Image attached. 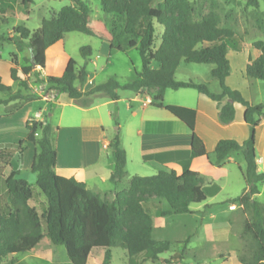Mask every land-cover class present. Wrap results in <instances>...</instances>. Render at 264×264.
Listing matches in <instances>:
<instances>
[{"label": "trees", "instance_id": "1", "mask_svg": "<svg viewBox=\"0 0 264 264\" xmlns=\"http://www.w3.org/2000/svg\"><path fill=\"white\" fill-rule=\"evenodd\" d=\"M15 1L0 0V5L12 10ZM99 1L102 11L112 16V23L115 21L111 30L103 22L91 19L90 9L82 0H72L73 5L64 6L52 18L42 20L34 31L22 26L14 29L15 39L8 40L19 52L27 47L37 69L33 70L31 58L19 68L12 60L9 75L17 89L14 92L0 78V95L4 97L0 103L14 102V109H17L26 102L35 101L38 97L30 95L31 76L43 84L44 95L53 99L65 95L82 108L91 106L98 96L115 102L120 91L146 92L151 96V106L165 110L189 130L188 161L182 170H160L148 177L133 176L126 190L116 192L113 200H107L87 189L83 182L55 173L54 133L57 127L47 118L44 124L27 122L26 137L16 147L21 148L26 142L37 146L30 171L36 174L34 187L44 196L45 203L44 206L40 203L42 210L38 213L29 205V201L37 198L34 187L21 178L18 171H11L6 176L5 191L0 195V263L6 256L31 251L44 237L52 245L64 248L67 264H87L93 249L104 250L101 264H110L112 248L126 252L129 264H137L135 257L139 255L144 261L158 260L159 255L169 249L170 242L154 238L147 199L155 198L158 204L166 203L167 209L159 210L161 217L188 213L189 205L206 200L198 172L187 168L192 159H208L205 146L194 130L195 110L163 104L166 90L192 89L217 103L218 120L223 125L234 120V103L244 107L243 121L249 128L248 138L241 143L233 139L220 140L210 163L220 167L229 155H241L245 163L241 172L245 187L242 194L230 202L251 212L250 218L243 223V233L249 234L255 243L252 262L243 264H264V205L253 199L258 194L257 184L264 180V174L256 169L254 149L255 130L264 113V103L251 105L239 91L225 83L230 73L227 53L229 50L242 52V36L222 26L216 12L209 11L197 19L188 0ZM32 2L21 0V5L27 7ZM246 4L257 7L258 1L247 0ZM4 12L5 9L0 8V13ZM156 26L162 28L158 45ZM258 27L264 33V19L259 21ZM71 32L94 37L105 43L109 50L136 49L141 59V72L135 73L134 78L125 84L111 77L103 84L82 91L91 49L81 47L79 55L84 60L83 66L76 68V62L70 58L60 77L41 78L46 51ZM252 47L260 54L246 65L245 76L248 80L264 81V41H255ZM181 62L211 65L210 77L218 82L220 91L211 92L203 82L177 81L175 71ZM152 63L158 64V68H152ZM109 148L113 159L109 181L118 184L126 176V153L118 134L109 142ZM10 157V149H0V167Z\"/></svg>", "mask_w": 264, "mask_h": 264}, {"label": "rangeland", "instance_id": "2", "mask_svg": "<svg viewBox=\"0 0 264 264\" xmlns=\"http://www.w3.org/2000/svg\"><path fill=\"white\" fill-rule=\"evenodd\" d=\"M82 1L89 7L92 20L101 21L109 30L112 29L115 21L112 23V16L102 11L99 0ZM188 1L194 7L197 19L200 15L209 11L216 12L221 18L222 26L229 27L242 36V52L229 50L227 53V58L235 72L239 70V63H249L260 54L252 47V43L259 40L264 41V33L258 27L259 21L264 19V0H257V7L248 6L246 4L247 0ZM70 5H73L72 0H33L27 7L21 5V0H16L12 10H7L0 5L1 9H5L4 14L0 13V78L3 84L7 85L10 82L9 69L12 66V60H15L17 68H19L24 63H29L28 60L31 58L27 47L19 52L12 41L8 40L15 39L14 29L22 26L34 31L40 27L42 20L52 18L62 7ZM161 33L162 28L156 26L157 45L160 42ZM81 47L91 49L90 61L86 65L88 76L81 86L82 89L103 84L111 77H114L120 84H125L134 78L135 73L141 72V59L136 49H126L124 52L109 51L108 46L100 40L81 33L71 32L65 34L60 42L47 50L44 67L45 76L60 77L67 60L70 58L76 62V68L83 66L84 60L79 55ZM210 68L211 65L181 62L175 71V79L177 81L204 82L211 92H219L218 82L209 75ZM35 69L37 67L33 68V70ZM248 83L250 86L249 96L251 95L253 100H258L261 96L264 99V81L248 80ZM29 85L30 95H36L37 93L41 95L37 96V99H43L46 103L36 99L28 106H24V104L17 109H14V105H16L14 102L8 103V105L3 104L0 107V114L9 117L0 122V132L3 128H7L10 131L9 133H12V137H17L15 140L20 141L22 134L26 131L25 125L27 122L29 124H44L47 118L56 127L61 109L62 126L68 124L71 117L74 122L70 123L78 124L76 119L80 112L77 108L68 105L65 95H60L56 102L53 100L49 102L52 96L44 95L43 84L37 82L34 76L29 78ZM75 86L78 87L79 85L75 84ZM16 89V86L13 87L14 92ZM165 92V104L169 102L188 104L191 103L192 97L197 95L191 89L166 90ZM118 95L119 101L109 106L112 116L107 117L105 113L102 115L105 126L103 139L110 142L118 134L122 148L126 151V176L119 187L124 190L133 176L148 177L157 174L159 170H166L165 168L161 169L158 164L153 162L142 161L139 157V143L151 139L159 134L160 130L161 133L170 134L172 132L178 133L176 130L179 128L182 129V134L185 136L189 135V132L179 120L164 110H157L149 105L144 110H140L139 104L131 101L132 93L120 91ZM0 98L4 100L2 95H0ZM104 100L106 101V98L98 96L93 104H100L105 102ZM105 109L106 107L102 108V111L104 112ZM38 111L41 116L31 118ZM50 113L53 114L52 117H48ZM91 114H94V112ZM29 117L31 119L27 121ZM161 117H167L169 122L165 124ZM139 128L143 130L142 135L136 133ZM65 138L67 139V136L64 131L60 135L57 132L54 133V143L58 139L61 148L64 146ZM14 148L17 147L14 146ZM7 149H10L12 157L13 148L8 146ZM102 151L103 155L111 157L109 149ZM212 157V155H209L208 160L207 158L195 159L192 161L190 168L200 173L198 174L206 197L204 203L189 205L188 213L161 217L159 210L167 209L166 203L161 202V204H158L155 198L147 199L146 208L153 217L154 238L156 240H167L170 242V246L166 252L159 255L156 261H144L142 255L135 257L137 264H243L252 262L255 243L249 234L243 233L242 224L243 214L250 218L251 212L249 210L241 212L240 210L231 211L229 209V202L242 194L243 181L240 171L236 166H229L226 169L230 171V174H225L223 168L216 169L213 167L210 163L213 161ZM10 158L7 163L11 160ZM18 160H21L20 157ZM7 163L3 164L1 169ZM22 163L23 166L26 164L25 158L22 159ZM22 170H24V167H22ZM213 184H215V187L220 188L214 196L215 189L213 191L212 188L215 187ZM34 190L37 198L29 202L31 206L36 208L38 213H41V204L44 206L45 198L37 188L34 187ZM258 201L264 202V194ZM38 248L45 251L54 249V256L60 264L67 259L64 248L52 245L47 237L42 239ZM96 254H102V250H94L89 264L93 263L92 258H95ZM111 254L110 264H129V258L121 248H112ZM10 258L15 260V264L51 263L47 259L33 257V252L11 255Z\"/></svg>", "mask_w": 264, "mask_h": 264}, {"label": "crops", "instance_id": "3", "mask_svg": "<svg viewBox=\"0 0 264 264\" xmlns=\"http://www.w3.org/2000/svg\"><path fill=\"white\" fill-rule=\"evenodd\" d=\"M247 64L248 63H239V70L235 72L230 63V73L229 76L226 78L225 83L231 89L239 91L243 96V98L251 105L262 104L264 103V99L262 98V96L258 100H253V97L251 95L249 96L248 90L250 86L248 83V79L245 76V68ZM158 66L159 65L156 63L151 64V67L154 69L158 68ZM211 68L209 69V75ZM40 77L41 78L47 77L44 74V70L40 71ZM7 86H10L13 89V87H15L16 85H14V83L10 79V82H8ZM89 89L90 88L82 89V91H87ZM214 93H218V92H214ZM132 94L133 97L131 98V101L138 103L140 110H144L147 105L157 110H163L151 106L152 99L148 93L140 92V93H132ZM196 94L197 95L192 97L191 103L188 104H182V103L173 104L170 102L165 104L164 97H163V104L164 106H168V105L182 106L195 110L194 130L197 136L202 140L208 156L209 155L213 156V151L216 144L222 139H233L241 143L242 141L248 138L249 128L248 125L243 121L244 107L242 105L238 103L233 104L234 120L229 124L223 125L218 120L219 106L217 105V103L211 101L202 94H199L197 92ZM36 96H41V95L36 93ZM51 98L52 99L49 100V102H52V100L56 102L58 99V98L53 99V97ZM0 100L2 99L0 98ZM37 100L45 102L43 99H37ZM118 101L119 99L115 102ZM115 102L106 99L105 102H102L100 104H96V105L93 104L89 107L82 108L76 106L67 98L68 105L77 108L80 112L78 114L79 116H77L76 119V121H78V124L70 123V122H74V119L71 117L69 119L70 120L69 123L62 126L61 125L62 109H61L59 111L57 118L58 120L56 123V127H57L56 132L58 133V135H60V133L64 131L65 135L67 136V139L66 138L64 139L63 148L60 147V141H58V139L57 142L54 143V148L56 152V163L54 168L55 173L59 176H63L66 178L73 177L77 181L83 182L87 189L101 194L107 200H113L116 192L123 191L119 188L121 182L118 184H112L109 181V176L113 169V159L112 156L109 157L108 155L106 156L103 155V151H102L108 149L110 150L109 141L107 142L103 139L105 126L102 115L103 113H105L107 117H111L112 112L109 109V106ZM225 102L226 99L223 100V103ZM24 104L22 105L28 106L29 104H31V102H26ZM2 105L3 103L2 104L0 103V107ZM104 107H106V109L103 112L102 108ZM92 112H94V114H91ZM38 114L39 116H41L40 112L38 111L37 113L33 114V116L34 115L35 116L31 118H36V115ZM52 115L53 114L50 113L48 117H52ZM8 117L9 116L7 115L0 114V122L5 121ZM31 118L29 117L27 121L30 120ZM161 118L164 120L165 124L166 122H169L167 117H161ZM142 121L145 122L144 120ZM176 131L178 133L172 132L170 134H167L166 132L161 133L160 130L159 134L155 135L151 139L146 141L144 140L141 143H139L140 159L142 161H148L158 164V166L161 167V169L165 168L167 171L172 169L182 170L186 166V162L188 161V157H189L190 132L188 130L189 135L185 136L184 134H182V129L177 128ZM9 132L10 131H8L7 128H3L0 132V149L11 146L14 150V152L12 153V157L10 158L11 160H9L7 165L4 166L3 169H1L0 167L1 169L0 195L3 194L5 191L4 179L6 178V176L9 175L11 171H18L19 176L25 179L31 186H34L36 181V174L30 171V166L32 164L35 154L37 153V146L34 145L33 143L26 142L21 146V148L19 149L14 148V146H16L20 141H23L25 139L26 131L25 133L22 134L20 141L18 140L16 141L15 139L17 137L13 138L12 133ZM136 133L138 135H142L143 130L139 128L136 130ZM9 138L14 140H11ZM254 149H255V163H256L257 172L264 174V113L262 114L260 118V122L255 130ZM19 157L21 160H18ZM23 158H25V162H26L24 166L22 165ZM201 158H205V157H201ZM193 160L195 159H192L187 163L188 169L191 168V164ZM229 166H236L241 174V172L245 168V163L240 154L233 153L228 156V158L226 159V163L223 166L220 167L213 166V167L216 169L223 168L225 170L224 172H226L225 174L229 175L230 171L226 169ZM22 167H24V170H22ZM192 171L198 172L196 170H192ZM242 181H243V189H244L245 183L243 177H242ZM213 186L215 187V184H213ZM201 188H202V184H201ZM257 188H258V194H256L253 197V199L264 205V202L258 201V199L264 194V180L257 184ZM212 189L213 191L215 189V192L214 193L212 192L214 196L216 195V193L219 191L220 188L217 186ZM229 209L231 211L240 210L241 212H243L241 206L237 204H233L231 202H229ZM243 216L244 217L242 220V224L246 219L249 218L247 217L246 214H243ZM153 233H154V229H153ZM41 241L39 242V244L41 243ZM39 244L27 253L30 254L33 252V257L37 259H41V258L47 259L51 262L50 264H60L57 262L54 256V249H49L45 251L44 249L38 248ZM94 250L95 249H93L90 252L89 257L87 259V264H89V260H91V255L94 252ZM10 256L11 255L4 257L1 260L0 264H15L16 263L15 260L13 258H10ZM103 256H104V250H102V254L100 255L96 254L95 258H92L93 259L92 264H101L103 260ZM68 262H69L68 259H66L61 264H67Z\"/></svg>", "mask_w": 264, "mask_h": 264}, {"label": "water", "instance_id": "4", "mask_svg": "<svg viewBox=\"0 0 264 264\" xmlns=\"http://www.w3.org/2000/svg\"><path fill=\"white\" fill-rule=\"evenodd\" d=\"M31 62H32V67H33V68H36V65H35L34 62H33V57H31Z\"/></svg>", "mask_w": 264, "mask_h": 264}, {"label": "built area", "instance_id": "5", "mask_svg": "<svg viewBox=\"0 0 264 264\" xmlns=\"http://www.w3.org/2000/svg\"><path fill=\"white\" fill-rule=\"evenodd\" d=\"M37 117H40V116H39V114H38V115H36V118H37Z\"/></svg>", "mask_w": 264, "mask_h": 264}]
</instances>
